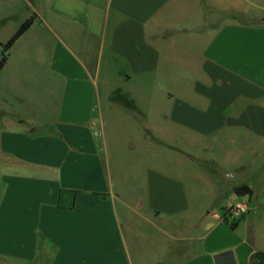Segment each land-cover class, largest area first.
<instances>
[{
  "label": "crops",
  "instance_id": "0c3cea01",
  "mask_svg": "<svg viewBox=\"0 0 264 264\" xmlns=\"http://www.w3.org/2000/svg\"><path fill=\"white\" fill-rule=\"evenodd\" d=\"M41 1L47 100L0 112V264H264L260 0ZM175 143L203 200L147 162Z\"/></svg>",
  "mask_w": 264,
  "mask_h": 264
},
{
  "label": "rangeland",
  "instance_id": "374dc122",
  "mask_svg": "<svg viewBox=\"0 0 264 264\" xmlns=\"http://www.w3.org/2000/svg\"><path fill=\"white\" fill-rule=\"evenodd\" d=\"M35 0H0V112L11 115L17 113L32 121L36 120L38 110L47 100L43 94L48 87L44 82V29L43 17L33 10ZM43 7L75 8L74 2L57 0L41 1ZM52 2V3H51ZM264 5V0H260ZM38 7V0L36 4ZM14 42L9 46V42ZM25 93V95H24ZM29 95V96H28ZM32 98V99H31ZM164 144L159 147L162 160L148 158L149 164L162 161L163 169L187 186L191 195L205 198L210 186H205L207 174L201 161L188 163L185 153H192L194 147L186 144L175 147ZM121 148L132 151L129 144L122 143ZM135 185L134 176L132 186ZM229 207L222 210V214Z\"/></svg>",
  "mask_w": 264,
  "mask_h": 264
},
{
  "label": "built area",
  "instance_id": "2783aa9c",
  "mask_svg": "<svg viewBox=\"0 0 264 264\" xmlns=\"http://www.w3.org/2000/svg\"><path fill=\"white\" fill-rule=\"evenodd\" d=\"M249 212V202H243L237 205H233L228 208L223 214V217L226 221L231 220V224H235L237 220L242 218Z\"/></svg>",
  "mask_w": 264,
  "mask_h": 264
},
{
  "label": "trees",
  "instance_id": "16d2710c",
  "mask_svg": "<svg viewBox=\"0 0 264 264\" xmlns=\"http://www.w3.org/2000/svg\"><path fill=\"white\" fill-rule=\"evenodd\" d=\"M13 42H14V39H12L9 42V46H11ZM234 192L237 196L244 197V196H251L253 191L250 188V186H248L247 184H243V185L236 186L234 188ZM232 227H235V224H232Z\"/></svg>",
  "mask_w": 264,
  "mask_h": 264
}]
</instances>
